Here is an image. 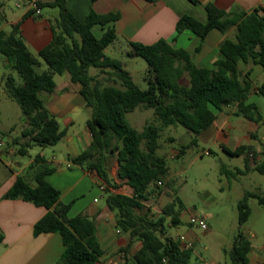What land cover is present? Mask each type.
I'll return each instance as SVG.
<instances>
[{"label":"trees","instance_id":"1","mask_svg":"<svg viewBox=\"0 0 264 264\" xmlns=\"http://www.w3.org/2000/svg\"><path fill=\"white\" fill-rule=\"evenodd\" d=\"M36 1L41 9L57 7L61 10L51 42L37 55L30 52L21 35L22 22L14 24L10 32L0 31V55L7 58L8 68L19 78L9 75L5 87L22 110L23 136L29 138L20 153L25 155L34 146H54L66 136L67 130L61 129L41 95L55 91V75L69 73L72 82L81 86L80 94L91 110L87 128L92 134L91 144L72 161L95 171L107 188H117L110 177V159L115 157L119 162L118 177L126 180L135 191L132 197L114 193L107 197L110 209L118 211L117 227L129 236L123 252L127 254L135 241H141L142 248L134 256L137 264H192V249H184L180 238L166 235L168 223L170 227L182 223L181 215L185 210L182 199L173 190V200L160 214L153 213L144 204L148 193L161 189L154 184L169 178L167 157L159 154L160 138L164 128L182 126L187 129L193 138L180 148V154L184 155L187 149L198 144L197 137L212 126L217 112L233 105L237 106V116L258 124L264 121L258 106L246 102L252 84L242 79L239 68L240 63H247L250 59L264 68L262 10L227 12L208 3L205 6L206 22L191 15H183L178 20L177 35L191 31L202 40L213 30L226 34L235 29V38H227L221 43L224 59L218 60L213 69L197 66L188 51L176 48L167 40L152 45L130 42L128 55L142 57L149 67L148 87L143 90L122 61L106 54V49L117 40L116 30L110 25L121 18L120 14H99L92 10L80 20L69 10V0ZM145 1L155 3L158 0ZM190 1L199 3V0ZM34 13V10L29 11L23 19ZM98 25L108 27L101 38L93 31ZM42 61L49 69L39 72ZM92 68L108 74L120 86H103L99 76L90 73ZM186 74L189 75V85L182 84ZM257 91L264 97V83ZM141 106L153 109L160 125L148 123L142 132L138 131L129 121L128 114ZM229 153L232 156L247 155L245 169L228 170L229 175L245 174L253 161L252 169L264 176V154L258 160L248 146ZM52 173L49 168L38 170L34 177L35 187L24 177H18L5 197L22 198L48 210L36 223L34 235L57 233L62 236L65 250L57 264H100L104 252L95 222L84 215L70 217L72 204L63 203L61 192L47 180ZM167 184L173 188V182ZM251 198H256L264 206V194L246 192L239 201L240 228L232 248L227 251L231 264H250L248 253L252 244L243 226L252 215ZM3 239L0 230V242Z\"/></svg>","mask_w":264,"mask_h":264},{"label":"crops","instance_id":"2","mask_svg":"<svg viewBox=\"0 0 264 264\" xmlns=\"http://www.w3.org/2000/svg\"><path fill=\"white\" fill-rule=\"evenodd\" d=\"M208 3L227 12H250L260 8L264 14V0H199L198 4L190 0H158L155 3L145 0H69L68 8L80 20H84L92 10L99 14H120L121 18L110 26L116 30V41L125 42L128 51L130 42L152 45L163 39L172 42L176 48L188 51L197 66L213 69L218 60L224 59L220 51L221 43L227 38L234 39L235 29L226 34L213 30L205 40L191 31H185L180 35L176 33L177 22L183 15H191L201 22H206L205 6ZM3 8V4L0 3V19ZM41 10V14L35 12L34 15L23 19L29 12V6H27L19 17L7 22L11 28L14 24L22 22L21 35L30 52L34 51L36 54L51 42L53 27L57 21L56 17H45L43 9ZM107 28V26L98 25L93 31L95 34L98 30L101 34L98 38H101ZM1 30L6 31L0 28ZM174 39L176 40L173 42ZM239 68L242 79L252 84V91L246 102L256 104L264 117V97L257 91V88L264 83V68L251 59L247 63H240ZM9 75L19 80L16 72L8 68L7 58L0 55V133H9L11 139L8 145L0 140V171H2L1 164L8 168L0 179V230L4 236L3 241L0 242V264H57L63 255L65 245L60 234L43 233L37 237L34 235L36 223L47 214L48 210L22 198L7 199L5 197L18 177H24L32 186H37L34 179L35 173L42 168L53 170V173L47 176V180L61 192L63 203L72 204L70 217L84 215L95 222L96 234L104 252L100 264H137L134 256L142 248V242L135 241L127 254L123 252L128 245L129 236L117 227L118 211L110 209L107 203L110 193L130 197L135 194L127 181L118 177L119 162L116 159L114 166L110 165V177L117 188L108 187V189L95 171H89L72 161L92 142V134L88 128L83 132L73 131L74 126L81 122V115L86 113L87 109L86 102L80 94L81 86L72 82L69 73L59 75L61 77L59 82L55 75V91L50 94L43 93L41 98L50 113L57 118L61 129L67 130L66 136L56 144L60 156L53 155L48 160L41 151L34 159L31 158L30 161L25 162L20 159L22 155L20 150L23 144L29 142V138L23 136L25 127L22 124V110L5 87ZM236 111L237 106L233 105L225 107L222 112H217V119L212 126L197 137L198 143L206 141L217 145L230 157L235 156L230 155L229 152H238L243 146H248L260 160L264 154V136L260 134L261 123L237 116ZM132 114L135 122L141 120L148 123L151 110L141 106ZM156 125L160 123L157 122ZM143 130L144 128L140 132ZM189 135L192 140L193 134ZM240 156L246 162L247 155L244 153ZM250 165L251 169L239 176H248L254 171L253 161ZM238 169L244 170L245 167L236 168ZM102 186L106 187L105 191L101 189ZM255 188V191L244 189L242 197L238 199L237 208L246 192L264 194L259 191L261 190L259 187ZM173 194L172 191L171 196H160L164 207L173 200ZM146 196L147 200L144 204L155 213V208L150 205L152 194L148 193ZM255 211L262 220L261 230L258 232L251 226L248 228L243 226L244 232L250 234L249 239L252 244L248 259L250 264H264V206L256 207ZM235 227L240 228L238 225ZM208 231H212L211 228ZM180 239L182 247L188 242H191L194 247L193 231L190 230L181 235Z\"/></svg>","mask_w":264,"mask_h":264},{"label":"rangeland","instance_id":"3","mask_svg":"<svg viewBox=\"0 0 264 264\" xmlns=\"http://www.w3.org/2000/svg\"><path fill=\"white\" fill-rule=\"evenodd\" d=\"M33 1L35 0H0V3L4 6L1 12L0 28L10 32L12 28L7 25V22L19 17ZM60 14L61 10L57 7H45L43 9L45 17L59 18ZM95 35L97 37L101 36L98 30L95 31ZM32 53L37 55L34 51ZM106 54L122 61L125 68L134 77L135 83L141 89H147L148 64L142 57L129 56L125 42H114L106 49ZM48 69V65L42 61V66L38 68V71L42 72ZM99 71V69L92 68L90 73L98 75L103 86H120V83L115 82L108 74ZM16 76L18 77L17 73ZM60 80L61 77L57 75V81L59 82ZM182 84L189 85L188 74L182 79ZM150 110L151 115L148 123H160L154 114V110ZM90 113L91 110L87 108L86 113L81 115V122L74 126L73 131L83 132L87 128L86 121L89 119ZM128 119L138 131H141L148 124L141 120H136L135 122L132 113L128 115ZM2 126H5V124H2ZM189 134L191 133L182 126L176 128L170 126L163 129L160 138L162 147L159 154L167 157L169 178L163 182L161 189L156 190L152 194L150 205L155 208V214H160L164 207L160 196H171L174 190L184 202L185 210L181 215V225L170 227L168 223L166 235L180 238L186 232L193 231L192 264H230V257L227 251L232 248L234 239L239 232V229L235 227V225L239 226L238 199L242 197L244 189L255 191V187H259L261 189L259 191L264 193V176L256 171H252L248 176L233 177L229 175L228 170L235 172L236 168L245 167L244 158L241 156L230 157L219 146L210 142L200 141L197 145L187 149L184 155H181L179 151L182 145H187L191 142ZM260 134L264 136V121L260 124ZM0 140L5 141L7 145L11 143L9 133H0ZM41 151L44 152L48 160L53 155L60 156V151L56 149V145L43 148L34 146L29 149L28 154L21 155L20 159L28 162L31 158L34 159ZM208 151L210 155L205 154ZM115 163L116 158L111 157V167ZM1 170L0 179H2L3 173L8 171V168L1 164ZM169 181L173 182V188L168 186L167 182ZM249 203L250 207L254 209V213L245 224V228L251 226L259 232L262 220L255 211V208L260 206L259 201L256 198H251ZM193 217H206L209 228L212 231H204L200 227L192 225L191 219ZM245 234L250 238L248 232H245Z\"/></svg>","mask_w":264,"mask_h":264},{"label":"built area","instance_id":"4","mask_svg":"<svg viewBox=\"0 0 264 264\" xmlns=\"http://www.w3.org/2000/svg\"><path fill=\"white\" fill-rule=\"evenodd\" d=\"M29 11L34 10L36 12V14H41V8L38 6L37 1H33L31 2L29 5ZM2 146V144H1ZM206 155H210V152H206ZM154 186L156 188H161L163 186V182L162 181H158L154 184ZM101 189L103 191H105L106 187L102 186ZM191 224L200 227L201 229H203L204 231H208L209 230V225L207 222V218L206 217H193L191 219ZM184 249H192L193 248V244L191 242L185 243Z\"/></svg>","mask_w":264,"mask_h":264}]
</instances>
